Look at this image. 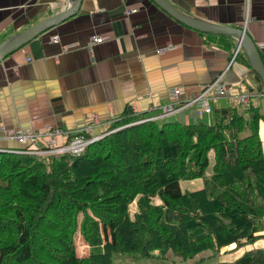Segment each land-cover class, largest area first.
Instances as JSON below:
<instances>
[{
	"label": "trees",
	"instance_id": "obj_1",
	"mask_svg": "<svg viewBox=\"0 0 264 264\" xmlns=\"http://www.w3.org/2000/svg\"><path fill=\"white\" fill-rule=\"evenodd\" d=\"M250 71L258 84L246 82V90L264 93ZM150 117L125 116L79 155L0 150V264H114L127 256L167 264L169 253L215 257L261 238L259 107L216 108L210 122ZM195 179L200 188L181 189V180ZM83 246L89 253L78 256ZM222 264H264V247Z\"/></svg>",
	"mask_w": 264,
	"mask_h": 264
},
{
	"label": "crops",
	"instance_id": "obj_2",
	"mask_svg": "<svg viewBox=\"0 0 264 264\" xmlns=\"http://www.w3.org/2000/svg\"><path fill=\"white\" fill-rule=\"evenodd\" d=\"M170 1L190 16L244 28L264 61V0H249L247 17L245 0ZM66 2L0 0V43ZM94 34L104 40L91 46ZM250 70L236 39L191 29L151 0H82L74 15L0 60V128L50 124L62 132L55 136L58 144L65 136L95 137L125 116H158L174 89L180 90L179 99H187L219 76L230 95L210 92L212 110L241 104L233 96L251 93L246 82L258 84ZM252 92L249 102L263 115L259 137L264 154V93ZM159 119L194 123L211 121L212 113L198 117L186 109ZM1 137L0 133V149L22 148ZM258 234L262 237L253 244L221 255V263L233 261L246 249L264 247V231Z\"/></svg>",
	"mask_w": 264,
	"mask_h": 264
},
{
	"label": "built area",
	"instance_id": "obj_3",
	"mask_svg": "<svg viewBox=\"0 0 264 264\" xmlns=\"http://www.w3.org/2000/svg\"><path fill=\"white\" fill-rule=\"evenodd\" d=\"M245 10L249 11V0H245ZM130 11H128L129 13ZM57 42V38L53 39ZM104 38L100 35L94 34L91 36L89 45H94L103 42ZM66 47V46H65ZM64 47V49H65ZM159 49V52H162ZM221 76L215 78L210 84L205 86L199 94L189 97L187 99H179L180 90L178 88L174 89L171 94V102L167 105L162 106L161 113L158 116L147 118L149 120L158 119L163 116L179 114L184 110L192 114H196L201 117L204 114L212 113L211 100L212 97L209 95L210 92L216 97H226L229 96V88L220 82ZM250 94H240L234 95V101L246 105L249 101ZM257 95V94H256ZM145 119L139 120L143 121ZM138 121V122H139ZM0 133L3 139H11L22 146L20 149H0L11 152L25 153V154H38V155H49V154H63L69 153L71 155H79L82 153L86 145L93 140L100 138L102 135L92 137L91 139H86L83 134L73 136L68 139L67 136L64 138L62 144H58L55 138L56 135L62 134L61 130L57 127H53L47 124L41 128H18V129H5L0 128Z\"/></svg>",
	"mask_w": 264,
	"mask_h": 264
},
{
	"label": "water",
	"instance_id": "obj_4",
	"mask_svg": "<svg viewBox=\"0 0 264 264\" xmlns=\"http://www.w3.org/2000/svg\"><path fill=\"white\" fill-rule=\"evenodd\" d=\"M67 2L57 12L47 18L33 24L27 29L11 36L0 43V60L15 49L20 48L27 41L37 37L41 33L66 20L78 12L82 0H66ZM171 17L183 25L205 33L221 34L237 40L238 46L243 48L250 69L255 71L264 82V63L256 42L244 30V28L232 27L190 16L178 10L170 0H151ZM103 136V135H102ZM94 141V140H93Z\"/></svg>",
	"mask_w": 264,
	"mask_h": 264
},
{
	"label": "rangeland",
	"instance_id": "obj_5",
	"mask_svg": "<svg viewBox=\"0 0 264 264\" xmlns=\"http://www.w3.org/2000/svg\"><path fill=\"white\" fill-rule=\"evenodd\" d=\"M255 100V99H253ZM264 108V107H263ZM209 115H205V119H207ZM168 118V117H166ZM206 121V120H204ZM206 122H210V120L206 121ZM106 134V133H105ZM104 135V134H101ZM211 160H212V155H211ZM202 186V181L201 179H195V180H181L180 181V187L183 191L185 190H194V189H198ZM155 203H159L160 201L158 199H154ZM135 208V205L132 204L130 206V211L133 212ZM81 217V215H80ZM79 232H76L75 234V239L79 236ZM82 238V237H81ZM76 244V243H75ZM230 246V245H229ZM76 247V245H75ZM228 247V246H226ZM233 251H235V249H231V250H221L220 253L215 256V257H211V252L210 251H204L200 254H198L197 256H195L193 259H180L178 257L174 258V255H172L171 253H169L168 259L163 261L167 264H222L221 263V255H226L227 253H233ZM76 253L78 256H86L89 253V247L80 249L79 247L76 248ZM153 255H158L159 254V250H154L152 252ZM114 260V264H146L151 262L153 259L150 257H145V258H132L131 256H127L125 258L122 259H118V258H113Z\"/></svg>",
	"mask_w": 264,
	"mask_h": 264
}]
</instances>
